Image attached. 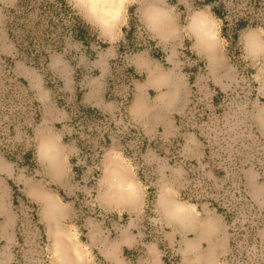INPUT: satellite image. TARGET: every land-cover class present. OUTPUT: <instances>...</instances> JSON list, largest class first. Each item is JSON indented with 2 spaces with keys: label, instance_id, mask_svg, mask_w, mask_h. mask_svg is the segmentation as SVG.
<instances>
[{
  "label": "rangeland",
  "instance_id": "374dc122",
  "mask_svg": "<svg viewBox=\"0 0 264 264\" xmlns=\"http://www.w3.org/2000/svg\"><path fill=\"white\" fill-rule=\"evenodd\" d=\"M19 1L0 0V157L14 168L12 175L0 171V205L16 221L14 242L0 238V259L25 264L19 255L23 234L18 197L37 206L31 220L42 225L45 257L53 264L51 238L40 203L27 190L30 183L61 203L64 213L58 227L84 249L88 264H111L107 251L117 260L124 257L123 248H128L127 256L137 246L138 264H166L164 254L178 256L182 264V241L194 235L184 236L175 223L163 219L155 207L159 195L191 209L197 221L215 222L216 239L203 242L202 251L216 247L217 264H230L233 242L241 258L236 264L252 260L250 233L235 232L232 214L239 208L240 222L257 231L259 261L254 263L264 264L259 238L264 233L259 216L264 214V158L252 154L253 142L247 141L256 134L264 152V131L256 117L264 109V0H221L229 27L246 16L254 23L238 31L236 42L222 35V22L213 11L218 4L202 0L101 1L113 11L110 27L91 17L80 0H64L65 10L60 0H26L21 8ZM72 16L88 26L78 37L70 34ZM124 16L127 33L120 24ZM194 19L213 41L210 50L199 48L190 29ZM147 24L167 34V40L157 39ZM250 37L258 42L253 51ZM153 53L162 60L163 72L183 77L184 95L177 89L175 105H152L136 120L133 104L146 71L134 66L135 59ZM169 90L145 96L164 100ZM181 97L184 105L176 103ZM50 109L56 121L39 128L44 111ZM43 128L61 141L64 169L57 179L38 165L35 153L28 163L23 161L21 149H34L35 134ZM230 143L240 154V182L227 165ZM109 163L126 174L138 195L135 202L111 207L103 199L109 186L102 178ZM200 179L222 195L217 205L192 201L193 193L198 197L194 189ZM241 196L257 209L255 215L248 212V217L245 206L233 202ZM5 216L0 209V227Z\"/></svg>",
  "mask_w": 264,
  "mask_h": 264
},
{
  "label": "crops",
  "instance_id": "0c3cea01",
  "mask_svg": "<svg viewBox=\"0 0 264 264\" xmlns=\"http://www.w3.org/2000/svg\"><path fill=\"white\" fill-rule=\"evenodd\" d=\"M85 5L84 3H82ZM86 9L90 11L89 15L91 17H95L90 8H88L85 5ZM130 8L129 10H132ZM100 24L103 25V27H110V23L104 24L102 23V19L98 16L95 17ZM129 23V22H128ZM121 27H125L127 24V20L125 19V16L122 18ZM147 26L150 28L151 32L155 35V37L158 39L165 40L167 37V34H163L161 30L157 27H154V25L147 24ZM122 28V32H123ZM161 34H160V33ZM167 40V39H166ZM150 57V58H149ZM151 58L153 60H151ZM161 59H156L152 56L140 54L135 59L134 66L136 68L145 69L146 71V79L143 85H139L138 87V95L135 98L134 104H133V115L136 120H140L143 118V114L147 111H149V107L152 105H158V106H171L172 104L175 105V101L177 100V89L179 92H181V95H184L185 90V82L183 77H180V75L175 72L171 75L166 74L163 72L162 68L160 67ZM157 62V63H155ZM211 64V63H209ZM214 68L215 66L210 65ZM214 71V69H212ZM173 83V84H172ZM170 87V90L167 95V97L164 98H158L154 101L151 99H148L145 96V92L148 91H161L163 89H168ZM178 104L184 105L185 99L181 97L178 102ZM52 112L53 110L44 111L43 121L39 125V128L42 126L51 125L56 120H52ZM54 113V112H53ZM257 120L259 122V126L262 131H264V109H259L257 115ZM156 124H158V121H155ZM60 139L54 135L53 133H50L47 131L46 128L38 129V132L35 134V143H34V149L32 148L30 150L31 154L35 153V156L37 157L38 165H44L47 169L50 170L52 175L57 179L61 176L62 171L64 169V164L62 162V151H61V144ZM34 151V152H33ZM33 152V153H32ZM54 157L50 160L48 157ZM0 171L3 173H6V175H12L14 173V168L8 162L0 157ZM114 173L115 175H122L124 178H126L125 173H120L119 169L115 164L109 163L107 167L105 168V172L102 178V183L109 186L108 184V175ZM252 187V184H250ZM110 187V186H109ZM108 187V188H109ZM27 190L29 194L37 199L40 203V209L39 213L40 216L43 217L44 222L47 225V230L49 232L50 238H51V257L53 264H63L66 260H76L80 261L82 264H88L86 260L85 251L82 247L78 246L72 241L71 236L66 232L60 229L58 227V223L60 222L61 218L63 217L64 209L61 203L57 199H55L51 194L39 190L38 187H33L32 184L27 185ZM108 190V189H107ZM103 194V199L107 200V203L111 207H120L122 202H125L126 199L121 198H109L107 197L106 193ZM161 193V192H160ZM130 198L131 201L135 202L136 199H138L137 193L135 195H131ZM160 195L156 199L155 207L158 210V212L162 215L163 219L167 222L175 223L179 229H181L184 236L191 232L194 236L191 240L184 239L182 241L183 247L181 248L182 253V264H217L216 263V257H217V251L216 247L213 245L206 248L202 251V244L203 242H211L216 239V236L219 232V228L215 226V222H213L211 219H204L201 221H197L194 219V213L190 209L188 210L187 217H184L182 220V224H178L174 221V215L165 214L159 205ZM128 201V200H127ZM130 201V200H129ZM130 201V202H131ZM0 209H3L6 212V220L0 227V238L6 239L8 243H13L15 239V218H13V215L8 213L3 205H0ZM190 217H192V222H190ZM259 238L261 239V258L262 262L264 260V233L259 234ZM138 247V246H137ZM137 247L136 250L133 253L128 254L125 256V250L128 248L122 249V259L117 258V260L114 258V255L110 254L109 251H107L108 257L111 260V264H138V257H135L137 253ZM153 249H151V255H152ZM140 254V253H139ZM194 254V255H193ZM132 255V258L129 257ZM140 256V255H139ZM106 259V258H104ZM128 262V263H127ZM7 261L4 259H0V264H6ZM156 264V263H155Z\"/></svg>",
  "mask_w": 264,
  "mask_h": 264
},
{
  "label": "trees",
  "instance_id": "16d2710c",
  "mask_svg": "<svg viewBox=\"0 0 264 264\" xmlns=\"http://www.w3.org/2000/svg\"><path fill=\"white\" fill-rule=\"evenodd\" d=\"M202 1L205 4L206 3L207 4H215V5L218 4V6H217L218 8H213V11L215 13V16H217V18L222 22V35H223V37L226 39H231L232 42H236L239 30L243 29L246 26L254 25V23L251 22V20H252L251 16H249V17L246 16V17H241V18L234 20L232 22V26L229 27L228 26L229 23H228L227 19L224 18V15H223L224 12L220 11V10L224 9V7L221 4V2H222L221 0H202ZM26 5H27L26 0H20L17 6L19 8H21V6H26ZM59 6L61 8H64L63 10H65L67 7L64 0H60ZM23 9H25V7H23ZM71 19H72V21L74 20V23L72 24V26L69 27L70 34H71V36L78 37L80 34H82L84 31H86L88 26L82 25L80 23L78 24V22L76 21V18L74 16H72ZM129 23H130V21H129ZM123 33H127V26H125L123 28ZM10 37L14 38L13 32H10ZM152 57L159 59V56H157L155 53L152 54ZM199 68H200V71L204 73V69L201 68V66ZM212 89L214 91H216V89L214 87H212ZM208 101L209 102H207V103L209 104L211 100L208 99ZM209 105H211V104H209ZM247 141L253 142V143H251V146H249L251 149V153L254 154L255 156L261 158V159L264 158V152H262L261 146H260V143H261L260 138L258 136H256V134H255V135H252V138H249ZM231 142H234V141L231 140ZM235 145H236L235 143L229 144V148L232 150V153L228 157L229 161L227 162V165H229V168H232V170H233V172H232L233 179L238 180L240 182V175L237 172L238 168H237V164H236L240 154L237 152V150H236L237 148L235 147ZM31 156H32V154L30 152L26 153L23 156V161H25V163H28L30 161V159L32 158ZM188 164H191V163L187 162V165ZM236 184H237V189H238L237 192L239 194V190H240L239 183H236ZM194 190H195L196 194H198V197L196 198L195 194L193 193L194 196L192 197V201H195V202L199 201V200H201V201L209 200L214 205L215 204L217 205L219 200L223 199L221 197L222 195L216 194L214 192V189L212 188V186H210L203 179H200L197 187ZM190 192H191V190H190ZM244 198L241 196L240 200L233 199L234 200L233 202H240L242 205H244L245 206L244 212L247 214L248 217H249V214L251 212H253V214L255 215L257 213V209L254 208L253 206H251L249 204V202H247V199H244ZM17 200H18V197L16 198V202H17ZM246 204L249 205V207H250L249 210L246 209ZM238 209L239 208H237L235 210L236 212L232 214L233 216H235V219H236V221H235V232L242 230V231H245L247 234L250 233V238H251L250 244L252 246H254V249H252V251H251L252 260L248 264H255L254 261L255 262L259 261V255H258L259 244H258L257 231L252 226L245 225V224L243 225L240 222V220L238 219L239 214H237ZM36 210H37V206L31 205V204L27 205L26 214L28 215V217L30 219L31 218L33 219L35 217ZM230 212H232V211L231 210L227 211V217H229L231 220L232 215L230 214ZM248 212H250V213H248ZM259 216H260L261 220L264 221V214L260 213ZM37 223L35 225H37V228L39 229V232L41 233V244L45 248V245H46L45 244V235L42 233L43 228H42V225L37 224ZM19 229H20L19 235L23 234V236L22 235L20 236L22 239L26 235V232H25L24 228L22 227L21 222H20ZM163 247L165 249V246H163ZM231 251L232 252H231V258H230V264H236V262L239 261V259L241 260L240 256H238L237 251H236V242H233V246H231ZM125 253H126V250H125ZM163 259H164L166 264H178L179 263V257L174 255V254H168V255L164 254ZM46 261H47V264H49L48 259H46ZM245 264H247V263H245Z\"/></svg>",
  "mask_w": 264,
  "mask_h": 264
},
{
  "label": "bare ground",
  "instance_id": "6f19581e",
  "mask_svg": "<svg viewBox=\"0 0 264 264\" xmlns=\"http://www.w3.org/2000/svg\"><path fill=\"white\" fill-rule=\"evenodd\" d=\"M88 1V3L86 2ZM80 0L81 3H84L87 5L88 8L92 11V13L96 16H99L103 21L102 23L108 24L112 20L113 11L111 12L110 8L103 7V3L100 4V2L105 0ZM101 7V8H100ZM201 22L197 21L196 19L191 22L190 29L193 31V33L197 36V44L200 49L202 50H210V47L213 46V41L211 38H209V35L202 33ZM248 47L250 50H254L255 47H258L257 40L250 37V40H248ZM211 52V51H210ZM51 157L49 156L48 159L50 160ZM108 184L109 188L107 190V197L109 198H121L127 200H132L130 198L131 195H134L135 189L134 186L125 179L122 175H115L114 173L108 175ZM159 205L161 206L163 212L165 214L174 215L175 218L174 221L182 224V220L184 217H187L188 214V207L183 206L181 204H177L174 202H171L170 199L165 196L161 198ZM190 216V215H189ZM192 217H190V222H192ZM63 264H82L80 261H76L74 259L72 260H66L63 262Z\"/></svg>",
  "mask_w": 264,
  "mask_h": 264
},
{
  "label": "water",
  "instance_id": "95a60500",
  "mask_svg": "<svg viewBox=\"0 0 264 264\" xmlns=\"http://www.w3.org/2000/svg\"><path fill=\"white\" fill-rule=\"evenodd\" d=\"M19 209L21 211V225L24 228L25 232L28 234V238L24 243V246L26 247H31V246H35L34 241H33V237L31 236L33 233H35L36 231L39 232V229L37 228V225H34L32 223V220L28 217V215L26 214L27 212V203L24 199L22 198H18L17 200ZM31 233V235H30ZM25 247V248H26ZM37 247V245L35 246ZM41 252H40V259L38 261L37 264H47L46 261V257H45V249L41 247ZM23 256V260L25 263L30 264L29 262L31 261V253H29L28 251L25 252L24 254L21 253ZM34 257V256H33Z\"/></svg>",
  "mask_w": 264,
  "mask_h": 264
},
{
  "label": "flooded vegetation",
  "instance_id": "af4514ba",
  "mask_svg": "<svg viewBox=\"0 0 264 264\" xmlns=\"http://www.w3.org/2000/svg\"><path fill=\"white\" fill-rule=\"evenodd\" d=\"M30 235H31V233H30ZM32 237H33V241H34V245L36 246L37 245V247H35V246H31V247H26V246H24V243H25V241L27 240V238H28V234L26 233V235L22 238V247L19 249V255H20V257H21V259H22V261L24 262V260H23V256H22V254L21 253H25V252H29V253H31V261L29 262L30 264H37L38 263V261H39V259H40V252H41V247L42 248H44V246H42V244H41V233L40 232H38V231H36L35 233H33L32 235H31ZM26 247V248H25ZM45 249V248H44ZM34 256V257H33ZM25 263V262H24ZM25 264H27V263H25Z\"/></svg>",
  "mask_w": 264,
  "mask_h": 264
},
{
  "label": "built area",
  "instance_id": "2783aa9c",
  "mask_svg": "<svg viewBox=\"0 0 264 264\" xmlns=\"http://www.w3.org/2000/svg\"><path fill=\"white\" fill-rule=\"evenodd\" d=\"M24 136V138H27V134H24L23 135ZM26 142H27V140H26ZM5 148V147H4ZM1 150V149H0ZM22 150V155H25L26 153H28V152H30V148H28V146H25L23 149H21ZM2 151V150H1ZM5 152L7 153V154H11V153H8L7 152V150L5 149Z\"/></svg>",
  "mask_w": 264,
  "mask_h": 264
}]
</instances>
